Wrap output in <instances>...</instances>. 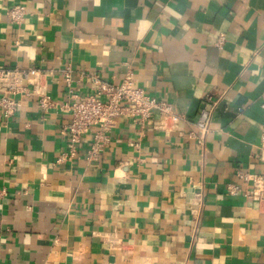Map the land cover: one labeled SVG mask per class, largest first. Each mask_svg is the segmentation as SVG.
Returning a JSON list of instances; mask_svg holds the SVG:
<instances>
[{"label":"crops","instance_id":"0c3cea01","mask_svg":"<svg viewBox=\"0 0 264 264\" xmlns=\"http://www.w3.org/2000/svg\"><path fill=\"white\" fill-rule=\"evenodd\" d=\"M68 67L77 95L131 72L187 120L167 136L122 119L89 160L91 128L69 157ZM3 68L30 74L16 114L0 107V264H264V203L227 192L237 171L264 177V0H0Z\"/></svg>","mask_w":264,"mask_h":264},{"label":"built area","instance_id":"2783aa9c","mask_svg":"<svg viewBox=\"0 0 264 264\" xmlns=\"http://www.w3.org/2000/svg\"><path fill=\"white\" fill-rule=\"evenodd\" d=\"M25 14L22 6H14L8 11L12 23L20 25ZM225 41L222 35L217 43L221 47ZM29 71L24 69H0V107L7 116L16 114L19 108L17 95L27 92L24 83L29 79ZM74 71L68 67L63 71L64 81L68 87V102L60 106L70 112L71 122L66 133L69 136V157L76 156V146L84 134L91 128L93 133L92 145L88 159L92 160L110 145V133L119 121L126 119L145 129L157 117L156 130L169 136L179 129V123L186 121L173 104L149 95L143 88L137 86L131 72H128L120 84L102 80L96 75L89 76L93 89L87 95H77L71 89ZM81 79L85 73L77 74ZM88 76V75H87ZM222 100V96L208 94L201 102L200 111L195 122L191 123L194 131L190 137L201 147L203 152L207 144V137L212 131V121ZM39 106L46 112L55 103L48 95L39 96ZM66 155L57 162L62 163ZM238 182L230 183L227 187L229 195H245L260 203H264V177L262 175L237 171ZM7 194L6 189L0 188V199Z\"/></svg>","mask_w":264,"mask_h":264}]
</instances>
